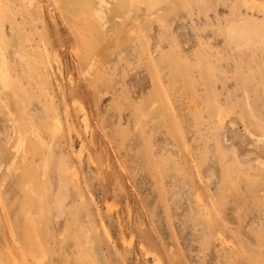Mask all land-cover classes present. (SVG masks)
I'll use <instances>...</instances> for the list:
<instances>
[{
  "label": "rangeland",
  "instance_id": "374dc122",
  "mask_svg": "<svg viewBox=\"0 0 264 264\" xmlns=\"http://www.w3.org/2000/svg\"><path fill=\"white\" fill-rule=\"evenodd\" d=\"M0 68V264H264V0H0Z\"/></svg>",
  "mask_w": 264,
  "mask_h": 264
},
{
  "label": "bare ground",
  "instance_id": "6f19581e",
  "mask_svg": "<svg viewBox=\"0 0 264 264\" xmlns=\"http://www.w3.org/2000/svg\"><path fill=\"white\" fill-rule=\"evenodd\" d=\"M249 29H247V31H248ZM245 33H246V31H244ZM243 32V33H244ZM233 33V35L235 34V36L238 38L239 36L238 35H240V34H236L235 32H232ZM239 33V32H238ZM241 33V32H240ZM246 34H248V32L246 33ZM249 34H251L250 33V31H249ZM241 37H242V35H241ZM240 38V37H239ZM0 79L2 80V81H4V77H3V74H2V71H1V68H0ZM3 83V82H2ZM60 176V175H59ZM61 179V178H60Z\"/></svg>",
  "mask_w": 264,
  "mask_h": 264
}]
</instances>
